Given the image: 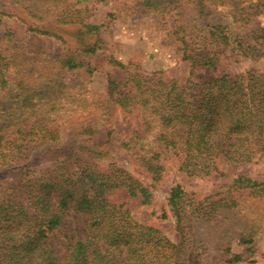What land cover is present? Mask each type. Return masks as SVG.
Segmentation results:
<instances>
[{
    "label": "trees",
    "instance_id": "16d2710c",
    "mask_svg": "<svg viewBox=\"0 0 264 264\" xmlns=\"http://www.w3.org/2000/svg\"><path fill=\"white\" fill-rule=\"evenodd\" d=\"M107 1L27 0L21 9L31 16L28 37L0 35V264L246 261L264 226V180L239 175L202 199L173 186L161 218L174 217L177 243L108 195L150 204L164 153L182 157L180 170L197 177L222 176L219 159L264 160V71L196 76L222 56H264L257 19L264 0H123L130 14L149 11L161 20L174 13L173 36L189 77L180 85L109 57L123 77L109 79L106 98L96 101L88 95L95 67L87 57L102 49L101 25L89 23L88 13L90 4ZM41 36L58 41L62 52L35 49ZM115 109L139 115L138 129L119 146L133 169L109 146L113 129L106 127ZM70 216L80 217L82 227L65 235L59 254L50 235ZM231 237L242 253L231 251Z\"/></svg>",
    "mask_w": 264,
    "mask_h": 264
},
{
    "label": "rangeland",
    "instance_id": "374dc122",
    "mask_svg": "<svg viewBox=\"0 0 264 264\" xmlns=\"http://www.w3.org/2000/svg\"><path fill=\"white\" fill-rule=\"evenodd\" d=\"M256 2V0H252ZM30 4L27 0H0V35L5 31H11L16 38L28 37L27 22H32L27 10H22L21 5ZM243 2L242 5H247ZM123 0H109L107 2L90 4L88 22L101 25L99 38L102 40V49L94 55L87 57L95 67V72L88 85V95L91 99L101 101L106 98L109 79H120L123 72L117 70L109 62V57L116 59L124 65L145 72H160L163 77L175 79L182 85L189 77L190 66L187 61L181 59L177 51V43L173 36L175 29L174 13L159 16L151 12H139L137 15L123 11ZM253 6V5H252ZM259 22L264 26V12L258 15ZM68 35V34H67ZM35 49L47 51L53 55L62 52V46L53 38L41 36ZM264 71V56L258 60L237 57L222 56L215 68L204 69L196 73L205 77H218L223 74L233 76L247 70ZM139 115L127 117L119 109H115L107 129H113L112 142L109 146L114 149L115 157L121 164L130 169L135 166L128 156L120 151V142L125 140L134 130L138 129ZM96 141L101 144L105 141V131L102 129ZM182 157L172 153H164L160 159L164 167L163 179L160 185L153 191V199L150 204L143 205L138 200H131L122 193L113 192L108 196L111 201L123 204L130 216L138 223L157 228L170 241L177 243L179 240L176 231L175 219L169 212L166 219L161 218L164 210L168 209L167 198L169 190L176 184H180L186 192L195 194V198L202 199L222 191L230 185L233 179L244 175L256 180H264V160H255L250 163H228L222 159L217 162L219 174L208 177L187 175L180 170ZM104 163V162H103ZM105 165V163L103 164ZM142 172V171H141ZM143 173V172H142ZM21 196L22 193H19ZM242 195H240L241 197ZM67 226L56 229L50 235L53 244L59 254L63 252L65 235L75 233L82 227L80 217L66 219ZM208 231V229H206ZM211 243L212 240H210ZM233 253H242L244 246L237 243L235 237L229 240ZM214 245V244H211ZM254 252L249 253L246 261L233 264H264V226L253 243ZM218 251H211L212 256ZM251 260H254L252 263Z\"/></svg>",
    "mask_w": 264,
    "mask_h": 264
}]
</instances>
